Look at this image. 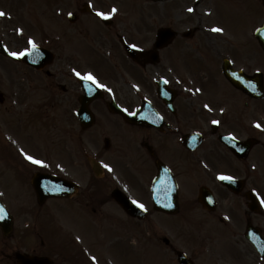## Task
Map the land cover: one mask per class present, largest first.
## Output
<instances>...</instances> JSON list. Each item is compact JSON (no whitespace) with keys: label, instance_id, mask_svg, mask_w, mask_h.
Returning <instances> with one entry per match:
<instances>
[{"label":"flooded vegetation","instance_id":"flooded-vegetation-1","mask_svg":"<svg viewBox=\"0 0 264 264\" xmlns=\"http://www.w3.org/2000/svg\"><path fill=\"white\" fill-rule=\"evenodd\" d=\"M107 28V47H122L124 17L115 14ZM12 35L6 36L9 46L26 43L30 46V38L45 48L57 43L56 38L44 29L28 28L24 34ZM61 60L59 58L57 63L59 72L47 70L38 81L44 90L56 96L60 107L63 148L56 174L77 186L74 196L59 199L62 205L67 208L92 207L96 211V206L101 208L109 201L114 202L112 195L118 188L132 200L144 204L146 209H153L152 188L159 175V164L163 163L178 184L179 208L187 209L189 214L180 218L85 217V230L88 232L93 224L100 237L89 236L88 242L78 241V244L87 249L90 256H96V253L109 257L124 255V238L136 235L149 240L161 238L164 231H173L176 225L184 222L189 236L194 227L202 225V232L197 233L201 241L195 239L190 245L202 250L204 264H264V257L257 253L244 233L247 225L254 223L261 226L264 235V203L261 202L264 200V171L256 168V145L249 147L244 156L239 146L232 149L220 139L217 135L223 128L220 124L212 132H206L204 141L197 148L187 147L186 134L194 127L202 128L207 118L203 114H194L195 95L182 87L179 76H155L152 81L149 76H124V73L95 76L106 87L102 88L101 97L87 104L95 117L93 123H90L89 115L82 123L77 114L85 94L81 77L68 73ZM160 78L168 82L167 94L173 96V106H168L157 93L155 83ZM145 98L152 102L162 120L147 114L134 123L112 110V104H117L124 112L134 113ZM27 166L33 173L45 171L29 160ZM221 174L235 177L234 182L230 186L223 184L218 178ZM160 184L164 197H171L172 180L165 177ZM202 188L207 196L200 199ZM209 190L215 205L202 203L211 195ZM253 195L259 200L260 212L252 209ZM209 207L214 210H207ZM193 208L202 209L208 215L192 216ZM72 224L67 220L61 226L64 250L74 248V242L80 239L77 235L81 233L73 232ZM210 224L218 231L213 233ZM165 246L171 252L175 251L170 243Z\"/></svg>","mask_w":264,"mask_h":264},{"label":"rangeland","instance_id":"rangeland-1","mask_svg":"<svg viewBox=\"0 0 264 264\" xmlns=\"http://www.w3.org/2000/svg\"><path fill=\"white\" fill-rule=\"evenodd\" d=\"M5 1L6 4L8 3L11 7L10 10H6L10 16H6L4 19V22L9 28L12 29L17 22L21 26L26 25L28 21L25 20L24 13L30 9L26 7L27 10L25 9L22 13L19 7H17L15 0L10 2H8L9 0ZM29 1L30 3L28 6L31 4L36 10H43L39 5L32 4L35 0ZM127 1L129 12L137 8L142 10L139 19L140 22H137L136 16H131L130 20L134 24L141 25L139 28L144 29L143 33L147 34L145 36L148 39L150 38V40L154 39L153 26L155 24L156 26L162 24L168 25L170 24L168 19L173 20L172 26L179 34H182L188 29L193 30V36L185 38L183 35H179L176 41L175 46L178 48V50H176L177 54L174 55L173 52V55H170L172 56V63H176L172 76H200V82H202L206 88L208 87V91H212L210 88H212L211 84H213L214 91L223 94L224 90L231 88L229 84L227 85L226 80L219 72L217 62L221 64L223 56L231 58L235 67H242L248 72H254L255 70L264 72V53L253 36V29L263 21L264 4H262V0H166L165 3L152 2L151 0H138L137 2L134 0ZM23 2L25 3L26 1L23 0L22 3ZM43 2L42 6L47 7L48 1L43 0ZM116 2L121 3L120 1ZM189 9H192V11H189ZM152 10H157L158 16L156 12ZM143 11L146 17H144ZM14 13L18 16L17 20L15 19ZM166 13L169 14L168 18ZM151 15L156 17V22L153 21ZM9 18H11L12 22ZM145 20L147 22H145ZM42 23H51V21L44 18L42 19ZM42 23L40 26L41 28L43 27ZM214 27H221L224 31L213 32L211 29ZM92 33L95 35L97 30L93 29ZM143 39H145V37ZM232 39L235 41L234 43ZM145 45V48H149L151 43L148 45L147 42ZM195 49L199 50L202 56L195 53ZM90 52V50L84 49L85 58H91L89 55ZM166 53H169V49L163 51V54L168 55ZM72 54H74V48H72ZM95 58L98 72H114L111 63H108V67L107 65L102 66L100 64L101 59L97 56H95ZM164 64H168L167 59L159 66L148 65L146 71L141 72L136 65L124 59L125 72L134 76H157L156 73L158 69L160 73L164 71ZM167 68H169V66ZM31 73H35V71L27 66L16 64L0 56V91H2L5 96L4 102L0 103V159H5V156L1 154L4 155V153H8L6 152L7 147L5 145L4 148L1 146V143L5 144L3 138L6 137L11 147V149L10 147L8 148L10 153L14 151L12 150L13 148L16 152L35 151L49 157H55L59 151L56 109L51 112L49 120L46 121L50 123L51 127L45 125V123L42 124V122L45 121V113L41 110V107L42 100L45 99V96L43 94L35 96L27 91L24 76ZM251 110L253 111V123L251 126L257 129V137L264 141V107L261 103H258L256 109L252 107ZM31 116L33 119L28 118ZM53 117L54 122H51ZM36 118H39L41 122L30 124V122L34 121ZM257 123H259L261 127H256ZM1 133L3 135H1ZM11 140L17 142L18 146L14 145ZM20 144H23L22 146L28 151H24V149L20 147ZM7 164L15 165V163L11 161L6 160L4 162L0 160V195L13 208L16 207V209H14L16 215L15 234L12 238H2L0 241V264H13L14 260L11 255L14 253L15 247H23L25 244H27L28 247H36L34 241H37L39 244L44 238L47 245L49 244L48 249L56 251V239L57 236H61V233L59 232V227H57L58 231H54L56 227L55 217L58 219V222L62 219L72 222V231L81 233L78 234L81 237H100L93 224H90V230L88 232L85 230L83 225L85 216L82 212H85V210L83 208H60L55 204L47 208V213L50 217L48 216L44 223H36L33 234L25 236V233H23L25 232L24 227L30 222L27 215L30 216L32 213L38 214V209L33 207V196L31 195V191L25 187V183H22L21 176H19L20 182L19 179L17 182L12 180L13 177L18 178V176L13 174V171ZM38 215L41 216L42 214ZM37 218L36 216V219ZM31 222V225L34 226L35 220ZM40 224H42V229L46 231L48 236L45 235L43 237ZM210 225L213 233L218 231L214 225ZM55 232L57 236L54 235ZM109 232V234H111L112 231ZM190 232L192 235L190 236L189 243L195 240L197 233L202 232V225L194 227ZM25 238L26 240L23 244ZM99 242L101 243L100 240ZM176 242H182L178 236L176 237ZM131 245H134L132 240L128 242V246L130 247ZM136 245L139 247L138 242H136ZM128 250L129 251L124 253V255L110 256L112 261L115 264L158 263V259L153 258V256L156 257V254H152V252L150 253L152 257H150V255L142 253V250H136L135 252H132L130 249ZM136 252L139 253V255ZM51 253L55 259L59 257L58 253ZM79 254L78 250L74 252L75 257H79ZM81 259L83 263L86 264L83 252L81 253Z\"/></svg>","mask_w":264,"mask_h":264},{"label":"snow or ice","instance_id":"snow-or-ice-1","mask_svg":"<svg viewBox=\"0 0 264 264\" xmlns=\"http://www.w3.org/2000/svg\"><path fill=\"white\" fill-rule=\"evenodd\" d=\"M116 11H117V9L115 7H113L112 10H111V12H108V13L98 12L97 14L99 16L107 19V18L111 17L113 15V13H115ZM189 11H192V9H189ZM4 15H6V13H4L3 11H0V16H4ZM211 31H213V32H223L224 29L221 28V27H214V28L211 29ZM28 42L31 45V48L25 49L22 52H13V53H11V55L12 56H24L27 52H31V51H33V50H35L37 48V45L35 44V41L34 40H32L30 38ZM132 47L135 48L136 45H132ZM73 71L75 72V74L78 77H82V79L85 80V81H91L93 83H96L101 88L106 87V85L100 84L97 81L96 77L92 73H88V74L82 76V74L79 71H76L75 69H73ZM108 90L111 91V89H108ZM196 91H199V89H197ZM204 107L205 108H208L211 111V108H210L209 105L205 104ZM221 111H223V109H221ZM212 123L213 124H219L220 122L217 121V120H213ZM256 127H261V125L259 123H257L256 124ZM240 150L243 151V149H240ZM24 155H25V157H26L27 160L31 161L34 164L42 165V166L45 165V162L43 160H41V159H38V158L33 157L31 155H28L27 153H24ZM104 167L109 168L108 165H104ZM109 170H111V169H109ZM218 178L220 180H228V181H234L235 180V177L229 176V175H224V174L219 175ZM133 202L136 203L141 209H144L145 208L144 204L140 203L139 201H133ZM261 202L264 203V200H262ZM167 206L168 207H172L171 204H169ZM6 216H7V212L5 211L4 206L3 205H0V220H4ZM95 259L96 258L93 257V260H95Z\"/></svg>","mask_w":264,"mask_h":264},{"label":"water","instance_id":"water-1","mask_svg":"<svg viewBox=\"0 0 264 264\" xmlns=\"http://www.w3.org/2000/svg\"><path fill=\"white\" fill-rule=\"evenodd\" d=\"M257 36L259 37L261 44L264 47V27L259 32H257ZM226 73L228 74V76H230L232 81H234L233 78L231 77V75H233V74H231V72L229 71V69L227 67H226ZM257 88H258V90L262 89L260 79H257ZM132 213L134 214V213H136V211L133 210ZM10 224H11L10 221L7 219L0 220V226L4 227L5 230L8 229L9 226H7V225H10ZM179 259H180V262L182 264H190V262L184 256H180ZM19 264H44V263H43V260L30 259L26 256H21V257H19Z\"/></svg>","mask_w":264,"mask_h":264}]
</instances>
